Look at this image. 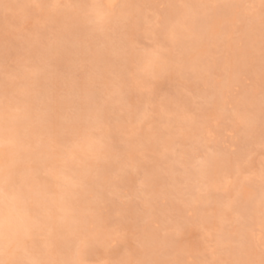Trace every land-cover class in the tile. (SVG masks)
Returning <instances> with one entry per match:
<instances>
[{"label":"snow or ice","instance_id":"obj_1","mask_svg":"<svg viewBox=\"0 0 264 264\" xmlns=\"http://www.w3.org/2000/svg\"><path fill=\"white\" fill-rule=\"evenodd\" d=\"M41 9L82 10L83 25L72 24L71 30L80 31L84 41H97L96 52H110L119 57V69L106 66L98 72L88 69L87 83L81 91L85 107L69 109V115L60 122L59 134L50 135L48 157L50 171L59 183L56 190L42 187L45 203L42 214L33 215L29 205L33 191L29 177L38 173L39 160H25L24 153L31 150L19 135L21 121L28 119L27 108L20 107L18 97L27 96L45 86L51 62L41 57L37 62L26 64L22 73L16 72L18 63L15 52L9 46L6 60L13 74L11 80L25 81L23 87L14 90L6 83L3 110L0 113V264H97L89 256L102 239L112 241V261L103 264H264V163L259 180L261 187L259 210V232L251 226L254 217L251 209L238 198L227 199L218 212L204 217L203 225L207 252L202 259H182L183 249L179 237L183 225H161L149 227L145 221L130 226L131 222L123 213H114L110 201H104L101 210L76 212L69 201L68 193L85 187L86 177L69 176V166L83 165L95 173L100 183L117 184L125 175L136 171L140 175V186L152 185L155 177L145 169L141 173L143 155L151 145L162 147V154L168 155V147L183 136L186 128L207 127L208 116L187 108L173 105V100L161 96L158 83L174 79L177 87L187 88L193 77L210 80L213 67L206 61L194 59L188 49V41L199 39L195 25L207 20L201 15L202 9L237 7L245 12L233 20L237 33L248 36L253 22L249 11L257 5H194L179 3L162 5L174 10L169 16L157 15L154 19L134 20L127 13H116L117 4L90 3L72 5L54 3L36 5ZM127 7V6H123ZM260 58L259 119L256 117V84L249 79V88L242 99L229 103L228 99L215 95L206 98L208 108L214 113L217 123L231 118L245 133H254L257 123L260 128L261 146L264 148V0H260ZM141 39L147 40L142 44ZM119 42V43H117ZM220 83L219 80L216 81ZM223 97V93L220 94ZM122 109L133 117L124 130L128 140L126 162L119 169H101V162L109 163L113 158L120 160L107 138L100 135L105 125L111 124L114 110ZM70 139V144L64 142ZM135 152V155L132 153ZM215 154L209 152L196 160L198 171L207 176L213 167ZM252 177H246L250 180ZM225 185L233 181L225 178ZM97 203L103 200L96 197ZM201 195H194L189 207L198 208ZM231 224L229 236H225V225ZM143 233V235H141ZM39 236L43 244L37 240ZM130 237L136 241L134 250L115 252V245L126 242ZM175 252V258H149V250ZM258 249V259L256 252ZM57 251L64 258H53ZM22 258H17L18 255ZM227 253V258L225 257ZM210 255L211 258H207Z\"/></svg>","mask_w":264,"mask_h":264},{"label":"rangeland","instance_id":"obj_2","mask_svg":"<svg viewBox=\"0 0 264 264\" xmlns=\"http://www.w3.org/2000/svg\"><path fill=\"white\" fill-rule=\"evenodd\" d=\"M17 1L0 0V113L3 110L6 83L14 90L20 89L25 84L22 79L18 78L12 81L10 78L13 72L6 60L8 47L11 46L16 54L18 60L16 72L18 73H22L26 64L37 62L41 56L50 61L52 71L47 75L45 86L35 90L36 92L31 91L27 96L18 97L20 107L28 110V119L23 120L24 122L22 121L21 125L19 124L17 131L27 145L33 144L31 151H27L25 154L33 152L34 159H32L35 160L36 157V160H41V164H43V160H47L48 157L49 136L59 134V124L69 115V109L79 110L86 106L83 99H81V91L87 83L88 69L94 67L102 73L104 68L108 66L118 70L121 59L112 56L107 51L101 56L96 52L97 41H81L80 31L72 32V24L83 25L82 10L41 9L36 7V5L54 3L86 5L101 3V0H25L27 4L24 8H18L15 5ZM119 1L121 2L119 3ZM124 1H128L125 9L122 8L126 4ZM179 3H194L195 5L254 4L259 6L260 1L118 0L116 13L122 11L137 21L148 18L154 19L157 15L167 16V13L170 12L171 8L161 7L162 5ZM257 9L249 11L253 22L251 33L256 38L252 40V37H248L249 40L246 41V44L241 40L243 35L237 33L233 28V20L242 15L245 12L244 9L237 7L202 9L201 15L207 17L205 21L207 25L203 29L196 26L195 31L198 33L203 32V35L202 39L200 37L194 40L198 45L190 52L194 54V58L207 59L208 63L212 65L214 71L211 79L193 77L190 82L186 81L187 88H178L174 79H165L158 83L161 96L173 100L174 106L178 105L180 108H187L202 115L207 114L210 118L209 125L201 128L196 137L191 133L192 127H190L191 129L186 128L183 136L174 144L169 145L167 156L162 154L163 148H158L156 145L145 150L142 157L141 173L145 169L149 170L154 166L153 171L158 170V176H160L158 178V176L153 175L154 172L152 173L156 182L154 181L152 185H149V188H141L140 175L134 170L113 185L108 182L100 183L96 181L94 171L86 166L76 165V168L69 166L67 169L69 176H77L80 172V176L83 175L81 177L90 178L91 176V179H93V182L87 183L85 187L68 193L70 204L72 208H76V212L99 211L104 201H110L109 207L114 213H123L131 222L130 226L140 224L143 227L146 220L149 221L150 228L154 227L156 223L173 226L183 225L184 231L179 237V243L183 249L181 258L202 259L205 258L207 245L203 225L200 223V216L206 217L210 213L218 212L220 210L219 206L230 197L237 198L238 196L241 200L243 199L242 201L245 199L244 203L247 202L252 207L256 203L259 204L258 199L261 192L259 172L262 163H264V148L261 146L260 128L256 127L254 133L247 134L231 118L221 119L217 123L214 113L206 104V98L213 96L215 89L220 90L221 88L218 95L219 99L226 98L230 104L242 99L249 88V79L252 78L256 84L255 111L257 120L259 119L261 58L260 19L259 10L257 11ZM141 43L147 44L148 41L141 39ZM224 61H229V63ZM232 64L236 70L232 67ZM226 65L230 66L229 69ZM231 67L233 70H231ZM230 71L236 72L234 73L236 78H232L233 81L231 74L229 75ZM226 74H228V77ZM229 77L232 82L228 79ZM217 80L220 81L219 84L216 83ZM221 93H223V97H221ZM130 119H133L131 115L122 109L116 108L110 126L105 125L100 132L101 136L109 140L113 150L120 155L119 161L113 158L109 163L101 162L99 166L101 169H119L126 162L125 157L128 155L129 145L124 130ZM257 125L259 126V124ZM21 130H30L33 131V134L25 137L20 133ZM64 142L70 144V139L64 138ZM209 152L215 154V161L209 173L213 174L212 171H214L215 176L213 174L208 175L209 178L207 176L203 178L196 167V160ZM43 154L44 157L41 156ZM133 155H135V152H133ZM32 159L26 157V160ZM219 160L221 163L217 162ZM50 168L51 161H48L42 166L39 165L38 173H33L29 177L30 186L36 197L42 191V187L49 190H56L57 188L58 178L51 173ZM74 170H76V173ZM216 170L220 171V174H217L219 175V182L218 178H211L217 177ZM249 176L252 178L246 180L245 178ZM228 177L233 181L231 187L226 186L224 183L225 178ZM238 182H241L242 186ZM243 184L244 189H242ZM245 187L247 188L245 189ZM93 188H96L97 191L93 190L92 192ZM194 195H201L202 201L198 208L188 206ZM98 196L103 198L100 203H97L96 200ZM30 204L33 215L42 214L43 210L36 199H33ZM211 205L213 209L209 207ZM77 206L84 207L83 211L82 208L78 210L79 207L77 208ZM0 209L3 210L2 205H0ZM251 215L254 216L252 213ZM258 221V219H254L251 224L257 233L259 232ZM225 229L228 231L234 230L231 224L225 225ZM37 240L39 243H43L39 236ZM135 248L136 241L130 237L126 242L115 245V252L123 253L126 250H134ZM111 249H113L112 241L102 239L97 243L89 258L96 261L97 264L112 261L117 256L113 251H110ZM149 252V258H175V252L151 249ZM57 253V255L53 254V258H64V253L60 251ZM225 257L227 258V253H225ZM0 258L6 259L9 257L0 256ZM17 258H22V253ZM207 258H211L210 255ZM256 258H259L258 249Z\"/></svg>","mask_w":264,"mask_h":264},{"label":"bare ground","instance_id":"obj_3","mask_svg":"<svg viewBox=\"0 0 264 264\" xmlns=\"http://www.w3.org/2000/svg\"><path fill=\"white\" fill-rule=\"evenodd\" d=\"M81 1H82V0H81ZM183 1H185V0H183ZM200 1H201V0H200ZM255 1H256V0H255ZM259 1H260V0H258V2H259ZM78 2H79V1H78ZM108 2H112V3L117 4L118 0H101V3H108ZM120 2H121V1H119V3H120ZM124 2H125V1H124ZM127 2H128V1H126V2H125L126 4H124L123 6H126V5H127ZM198 2H199V1H198ZM130 3H131V2L129 1V4H130ZM25 4H27L25 0H18V1L15 3V5H17L18 8H24V7H25ZM193 4H194V3H193ZM256 4H257V3H256ZM171 5H172V4H171ZM194 5H195V4H194ZM13 6H14V5H13ZM123 6H122V8L125 9L126 7H123ZM122 8H121V9H122ZM257 8H258V6H257ZM124 9H123V10H124ZM214 9H215V8H214ZM118 10H120V9H118ZM203 10H204V9H203ZM257 11H258V9H257ZM121 12H122V11H121ZM173 12H174V10L171 9L170 12L167 13V16L173 14ZM201 12H203V11H201ZM117 14H120V13L118 12ZM255 15H256V14H255ZM206 25H207V23L204 21V22H201V24H199V23L196 24L194 27L196 28V26H200V27L203 29L204 27H206ZM72 32H73V30H72ZM197 33H198V32H197ZM202 33H203V32H199V38L201 37V39H202V35H203ZM248 37H252V40L256 38V36H255V38H254V35H252V33H250L248 36H243V38H242L241 40L245 42V43L243 42L244 44H246V41L249 40ZM80 40L82 41V39H80ZM82 43H83V42H82ZM197 45H198L197 42H194V40H191L190 42H188V49H189V50H192V49L195 48ZM232 45H233V44H232ZM230 46H231V45H230ZM230 46H229V47H230ZM57 48H59V47H57ZM231 48H233V47H231ZM55 49H56V48H55ZM58 50H59V49H58ZM82 51H83V50H82ZM41 57H42V56H41ZM194 59L202 60V61H206V62H208L207 59H206V60L201 59V58H194ZM115 60H116V59H115ZM115 60H114V61H115ZM226 60H227V59H226ZM118 61H120V60H118ZM224 62H225V61H224ZM225 63H229V61H228V62H225ZM228 65H229V64H228ZM226 66H227V65H226ZM226 66H225V67H226ZM227 67H228V66H227ZM229 67H230V66H229ZM229 67H228V69H229ZM232 67L235 69V66H233V64H232ZM232 67H231V70H233ZM225 70H227V69H225ZM235 70H236V69H235ZM227 71H229V70H227ZM230 72H231V73H230ZM230 72H229V75L231 74V79H232V78H236V76H235V74H234V73H236V72H234V71H230ZM232 72H233L234 75L232 74ZM227 73H228V72H227ZM226 75H227V77H228V74H226ZM232 76H234V77H232ZM228 79H230V77H229ZM231 79H230V82H232V81L234 80V79H232V81H231ZM227 85H228V84H227ZM224 88H225V87H224ZM221 89H222V88H221ZM221 89H220V90H216V89H215V91H214V95L217 97L218 100H219V96H218V95H219V92L221 91ZM35 92H36V91H35ZM37 93H38V92H37ZM81 96H82V95H81ZM81 99H82V98H81ZM80 102H81V101H80ZM81 103H83V102H81ZM82 105H83V104H82ZM31 106H32V105H31ZM29 107H30V106H29ZM80 107H81V106H80ZM206 113H207V112H206ZM205 115L207 116V114H205ZM257 121H258V120H257ZM21 122H22V121H21ZM23 122H24V121H23ZM50 122H51V121H50ZM50 122H49V123H50ZM49 123H48V124H49ZM58 123H59V122H58ZM56 124H57V123H56ZM257 124H258V123H257ZM20 125H21V124H20ZM57 125H58V124H57ZM258 127H259V126L257 125V128H258ZM192 128H193L194 130L190 128V129H191V133H192V135L194 134V136L196 137V135L199 133V130H200L201 128H203V127H192ZM192 130H193L194 133L192 132ZM20 133L23 134L22 136L25 135V137H26V136L29 135V134H33V131H30V130H29V131H23V130H21ZM41 133H42V132H41ZM106 134H107V133H106ZM32 137H33V136H32ZM34 139H35V138H34ZM27 140H28V139H27ZM36 142H37V141H36ZM40 142H41V141H40ZM32 145H33V144H32ZM32 145H31V146H32ZM151 146H153V145H151ZM154 146H155V145H154ZM171 146H172V145H171ZM33 147H35V146H33ZM149 148H150V147H149ZM170 148H171V147H170ZM42 149H43V148H42ZM40 150H41V149H40ZM30 151H31V150H30ZM37 151H38V150H37ZM37 151H35V152H37ZM42 152H43V150H42ZM32 153H33V152H32ZM32 153H29L30 155H29L28 153H27V155L24 153V154H23V155H24V159L26 160V157H27L28 159H32V158L34 159V153H33V154H32ZM44 154H45V153H44ZM44 154L41 155V156L44 157ZM132 154H133V153H132ZM38 157H39V156H38ZM43 157H42V158H43ZM2 159H3V154L0 153V160H2ZM33 159H32V160H33ZM221 159H223V158H221ZM221 159H220V160H221ZM35 160H36V157H35ZM45 160H46V159H45ZM220 160L217 161V162L221 163ZM230 160H231V159H230ZM40 161H41V160H40ZM224 161H225V160H224ZM224 161H223V162H224ZM43 162H44V160H43ZM227 163H228V162H227ZM43 164H46V163H43ZM43 164H40V166H42ZM47 166H48V165H47ZM99 166H100V165H99ZM156 166H157V165H156ZM169 166H171V165H169ZM169 166H168V167H169ZM74 167H75V166H74ZM106 167H107V166H106ZM43 168H44V167H43ZM75 168H76V167H75ZM153 168H155V167L153 166V167H151V169H149L150 171L152 170V171H151V174L154 172L153 175H154V176H158V175H159L158 170L156 169L157 171H153ZM156 168H157V167H156ZM169 168H170V167H169ZM78 169H79V168H78ZM83 169H84V168H83ZM149 170H148V171H149ZM154 170H155V169H154ZM74 171H75V173H76V170H74ZM82 171H83V170H82ZM150 171H149V172H150ZM212 172H213V174H214V171H212ZM217 172H218V171L216 170V171H215L216 175H217V174H220V173H219L220 171H219L218 173H217ZM223 172H224V170H223ZM223 172H222V173H223ZM79 173H80V172H79ZM79 173H78L79 176L77 175V177H81V176H83V175L80 176ZM85 174H86V173H85ZM160 174H161V173H160ZM213 174H208V175L210 176V175H213ZM88 175H89V174H88ZM208 175H207V177L209 178ZM200 176L204 178V175H200ZM214 176H215V174H214ZM220 176H221V175H220ZM85 177H86V176H85ZM87 177H89V176H87ZM159 177H160V176H158V178H159ZM91 178H92L91 176H90V178H87V181H88L87 183H90V182L92 183V182H93V179H91ZM211 178H215V179L218 178V179H217L218 182H219V180H220V179H219V175H217V177H211ZM211 178H210V179H211ZM28 179H29V178H28ZM123 180H124V179H123ZM203 180H204V179H203ZM217 180H216V182H217ZM205 181H206V180H205ZM209 181H210V180H209ZM155 182H156V180H155ZM29 183H30V182H29ZM32 183H33V181H32ZM44 183H45V182H44ZM48 183H49V182H48ZM58 183H59V182H58ZM207 183H208V182H207ZM236 183H237V182H236ZM236 183H235V184H236ZM238 183H240V185H241V182H238ZM30 185H31V183H30ZM53 185H54V184H53ZM206 185L209 187L208 184H206ZM232 185H233V184H232ZM32 186H33V185H32ZM207 186H206V187H207ZM238 186H239V184H238ZM238 186H237V187H238ZM241 186H242V185H241ZM241 186H239L240 189H241ZM54 188H55V187H54ZM148 188H149V187H148ZM239 188H238V189H239ZM246 188H247V187H245V189H246ZM242 189H244V184H243ZM93 190H96V188H93V189H92V192H93ZM260 190H261V189H260ZM34 191H35V190H34ZM96 191H97V190H96ZM150 191H151V190H150ZM241 191H242V190H241ZM92 192H91V193H92ZM246 192H247V191L245 190V193H246ZM70 193H71V192H70ZM147 193H148V192H147ZM33 194H34V192H33ZM149 194H150V193H149ZM260 194H261V192H260ZM68 195H69V194H68ZM246 195H248V194H246ZM213 196H214V195H213ZM241 197H242V196H241ZM91 198H92V197H91ZM237 198H238L239 200H241L238 196H237ZM33 199H34V200H35V199L37 200V202L41 205V206H40L41 209L43 210V206H44V203H45V195H44V192L41 191V192L39 193V195H37V197H36L35 194H34V195H33ZM242 200H243V199H242ZM242 200H241V201H242ZM246 200H249V199H246ZM259 200H260V196H259L258 201H259ZM32 201H33V200H32ZM145 201H146V200H145ZM201 201H202V200H201ZM258 201H257V202H258ZM203 202H204V201H203ZM244 202H245V199H244V201H242V203H243L244 205L248 206V207L251 209V213L254 214V216H253L254 219H258V220H259V215H257V214L259 213V210H258V205H259V204L256 203V205L252 207V206H250V204H248L247 202H246V203H244ZM250 203H251V202H250ZM30 205H31V204H30ZM30 205H29V208L31 209L32 207H31ZM37 206H38V205H37ZM78 207H79V206H77V208H78ZM201 207H202V206H201ZM209 207H212V205L209 206ZM219 207H221V206H219ZM251 207H252V208H251ZM1 208H2V207H1ZM81 208H82V207H81ZM81 208L79 207L78 210H80ZM83 208H84V207H83ZM83 208H82V211H83ZM86 208H88V207H86ZM91 208H92V207H91ZM73 209H74V207H73ZM75 209H76V208H75ZM75 209H74V210H75ZM211 209H213V207H212ZM196 210H198V209H196ZM208 210H209V209H208ZM0 211L3 212L4 209H3V210L0 209ZM82 211H81V212H82ZM32 212H33V211H32ZM78 212L80 213V211H78ZM82 213H83V212H82ZM200 218H201V220H202L204 217H203V216H200ZM256 221H257V220H256ZM258 222H259V221H258ZM258 224H259V223H258ZM187 231H188V230H187ZM225 236H226V237L229 236V231H228L227 229H225ZM40 244H41V243H40ZM42 244H43V243H42ZM151 250H152V249H151ZM57 252H58V251H57ZM57 252H56V253H57ZM151 252H152V251H151ZM153 252H155V251H153ZM56 253H54V254H55V255L59 254V253H57V254H56ZM111 253H112V252H111ZM149 253H150V252H149ZM22 255H23V254H22ZM55 257H56V256H55ZM62 258H63V257H62ZM0 259H1V258H0ZM6 259H8V258H6Z\"/></svg>","mask_w":264,"mask_h":264}]
</instances>
